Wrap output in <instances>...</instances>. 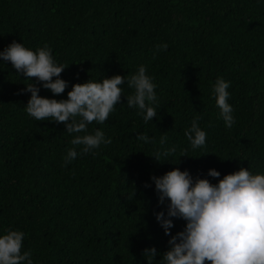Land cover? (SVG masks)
Here are the masks:
<instances>
[{
  "label": "trees",
  "instance_id": "trees-1",
  "mask_svg": "<svg viewBox=\"0 0 264 264\" xmlns=\"http://www.w3.org/2000/svg\"><path fill=\"white\" fill-rule=\"evenodd\" d=\"M0 264H264V0H0Z\"/></svg>",
  "mask_w": 264,
  "mask_h": 264
}]
</instances>
